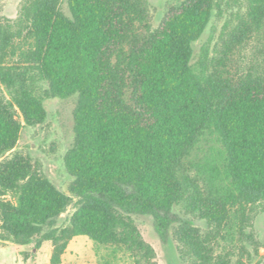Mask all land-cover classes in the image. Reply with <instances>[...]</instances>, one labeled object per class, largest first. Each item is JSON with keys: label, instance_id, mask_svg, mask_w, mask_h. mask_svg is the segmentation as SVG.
Listing matches in <instances>:
<instances>
[{"label": "trees", "instance_id": "trees-1", "mask_svg": "<svg viewBox=\"0 0 264 264\" xmlns=\"http://www.w3.org/2000/svg\"><path fill=\"white\" fill-rule=\"evenodd\" d=\"M67 1L70 15L60 0H24L15 20H0V159L20 117L44 123L47 97L77 94L65 155L77 207L69 226L43 233L74 199L15 153L0 161V196L14 197L0 199L5 239L42 234L58 264L69 239L87 235L157 264L131 216L144 214L191 264H232L220 240L243 234L264 204V59L237 58L264 40V0H246L222 45L197 59L215 0H180L155 28L144 0Z\"/></svg>", "mask_w": 264, "mask_h": 264}, {"label": "rangeland", "instance_id": "rangeland-1", "mask_svg": "<svg viewBox=\"0 0 264 264\" xmlns=\"http://www.w3.org/2000/svg\"><path fill=\"white\" fill-rule=\"evenodd\" d=\"M147 4L152 26L158 27L167 13L176 7L180 0H144ZM212 19L205 32L194 44V59L202 53L204 47H210L213 53L216 46H221L228 32L240 21L247 8L246 0H215ZM24 0H0V20H15L21 12ZM60 8L70 15L67 0H60ZM238 60L243 65L252 59H264V40H252L237 52ZM241 63L240 61L238 62ZM0 92L4 88L0 86ZM78 95L66 98L47 97L45 107L47 119L38 125H27L23 118L21 135L16 146L8 151L1 159L10 158L15 153L27 156L34 168L46 176L58 188L70 194L74 201L60 214L52 226H45L43 233L51 228L62 229L69 226L71 217L77 207V197L70 187L73 176L68 172L65 155L75 140L74 111ZM0 199L14 200L10 194L0 196ZM143 239L155 250L153 261L157 264H191L188 257L181 256L180 242L174 238L170 245H164L154 227L151 215L132 214ZM250 224L244 228L243 234H237L234 241L221 239L219 251L234 253L232 264L241 258L245 264H264V204L257 207V212L251 215ZM196 225L203 231L208 226L205 220L193 217ZM6 232L1 226L0 217V264H53L51 261L54 242L42 240V234L32 242L18 244L11 239H5ZM58 264H134L132 257L124 249L110 245H97L87 235H76L69 239L67 247L61 255Z\"/></svg>", "mask_w": 264, "mask_h": 264}]
</instances>
